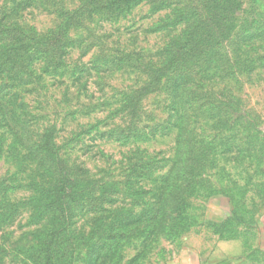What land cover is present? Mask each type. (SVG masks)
<instances>
[{"label": "rangeland", "instance_id": "1", "mask_svg": "<svg viewBox=\"0 0 264 264\" xmlns=\"http://www.w3.org/2000/svg\"><path fill=\"white\" fill-rule=\"evenodd\" d=\"M106 1L0 0L27 31L74 16L57 54L13 66L0 41V264H35L52 225V127L78 181L56 264H197L239 239L264 264V0ZM172 56L182 77L151 82Z\"/></svg>", "mask_w": 264, "mask_h": 264}, {"label": "trees", "instance_id": "2", "mask_svg": "<svg viewBox=\"0 0 264 264\" xmlns=\"http://www.w3.org/2000/svg\"><path fill=\"white\" fill-rule=\"evenodd\" d=\"M138 0H107L106 4L112 9H119L123 5L136 2ZM225 9H232L234 15L239 7L240 0H220ZM235 9V10H234ZM78 14V12H77ZM69 15V14H68ZM67 15V16H68ZM232 15V16H233ZM210 18L212 14L208 15ZM69 20L58 31L39 33L36 31H27L19 24L7 23L5 18L0 19V41H3L1 48L6 57L13 66L20 65L23 60L37 59L39 55L57 54L64 43L63 32H68L73 15H69ZM181 46H183L181 44ZM182 61L176 56H172L167 63L160 68L150 67L146 73L151 82L161 83L172 72L179 74V68ZM178 76L182 77V74ZM181 81V78H180ZM148 93L152 90L144 88ZM150 90V91H149ZM55 129L52 127L43 135L41 149L47 160L54 168L55 178L44 192L43 198L47 208L52 213V225L44 232L40 243L38 244L37 259L35 264H56L58 256L56 254L58 241L64 237L70 229L72 218L71 204L77 200V180L72 175V170L68 163L61 157V147L55 142ZM215 195V194H212ZM211 197V195H210ZM240 215L232 214L227 220L221 223H214L215 232L222 233L233 224H246ZM253 224V222H251Z\"/></svg>", "mask_w": 264, "mask_h": 264}, {"label": "crops", "instance_id": "3", "mask_svg": "<svg viewBox=\"0 0 264 264\" xmlns=\"http://www.w3.org/2000/svg\"><path fill=\"white\" fill-rule=\"evenodd\" d=\"M264 223V221L262 222ZM260 222H258V225ZM264 230L262 231V234ZM219 250L212 256L206 257L201 253L194 252L197 264H251L245 254L244 243L241 239L235 241H223L219 243Z\"/></svg>", "mask_w": 264, "mask_h": 264}]
</instances>
